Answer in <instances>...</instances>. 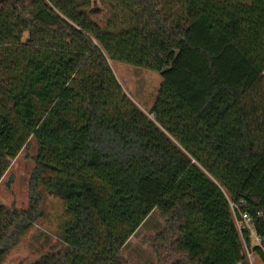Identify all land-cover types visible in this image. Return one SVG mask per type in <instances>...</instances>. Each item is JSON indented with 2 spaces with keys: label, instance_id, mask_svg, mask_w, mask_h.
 <instances>
[{
  "label": "trees",
  "instance_id": "trees-1",
  "mask_svg": "<svg viewBox=\"0 0 264 264\" xmlns=\"http://www.w3.org/2000/svg\"><path fill=\"white\" fill-rule=\"evenodd\" d=\"M110 61L161 75L150 114ZM31 139L30 205L0 202V264L41 189L70 218L32 264H129L155 213L158 264H248L231 201L264 261V0H0V182Z\"/></svg>",
  "mask_w": 264,
  "mask_h": 264
},
{
  "label": "rangeland",
  "instance_id": "rangeland-1",
  "mask_svg": "<svg viewBox=\"0 0 264 264\" xmlns=\"http://www.w3.org/2000/svg\"><path fill=\"white\" fill-rule=\"evenodd\" d=\"M91 16L104 24L109 17L105 7L91 10ZM110 64L127 94L147 113L154 105L159 88L163 82L161 75L152 70L130 64L110 61ZM38 146L31 139L28 147L13 160L9 170L0 182V202L6 206L27 209L30 205L32 173L35 168V156ZM42 217L31 228L22 242L14 249L5 264H32L47 253L63 246L61 235L66 221L70 218L64 200L41 189ZM163 219L155 213L148 222L133 235L123 250L129 264H158L151 240L164 228ZM257 264H261L257 261Z\"/></svg>",
  "mask_w": 264,
  "mask_h": 264
},
{
  "label": "built area",
  "instance_id": "built-area-1",
  "mask_svg": "<svg viewBox=\"0 0 264 264\" xmlns=\"http://www.w3.org/2000/svg\"><path fill=\"white\" fill-rule=\"evenodd\" d=\"M230 206L234 214L237 227L243 236V250L247 256L248 264H257V261H260L261 264H264L260 254L253 248L254 246H262L263 243L262 238L256 233L251 216L248 213L241 211L240 204L231 201ZM245 231H250V242L247 240L246 234H243ZM238 264L244 263L240 262Z\"/></svg>",
  "mask_w": 264,
  "mask_h": 264
}]
</instances>
